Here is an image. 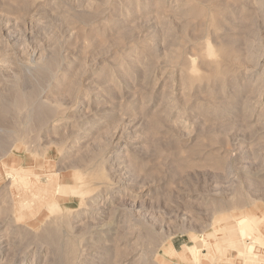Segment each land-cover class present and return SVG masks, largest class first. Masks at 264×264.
Wrapping results in <instances>:
<instances>
[{
  "label": "rangeland",
  "instance_id": "rangeland-1",
  "mask_svg": "<svg viewBox=\"0 0 264 264\" xmlns=\"http://www.w3.org/2000/svg\"><path fill=\"white\" fill-rule=\"evenodd\" d=\"M239 217L264 0H0V264H264Z\"/></svg>",
  "mask_w": 264,
  "mask_h": 264
},
{
  "label": "bare ground",
  "instance_id": "bare-ground-1",
  "mask_svg": "<svg viewBox=\"0 0 264 264\" xmlns=\"http://www.w3.org/2000/svg\"><path fill=\"white\" fill-rule=\"evenodd\" d=\"M12 169H9V170H11V172L8 171L9 172L8 175H10V176H13ZM5 172H7V171H5ZM14 172H17V171H14ZM13 178H14V176H13ZM13 180H16V178H14ZM60 190H63V187L62 186L60 187ZM263 220H264V217H257L254 220H248V219H244L243 217H239V219H238V230H240V232L242 233V235H246V232L247 231L250 232V231L253 230V227H252L251 224L256 223V225H258V227H260V225H262V221ZM260 228H263V227H260ZM262 242H263L262 240H258V241L253 240L249 244L248 243L245 244V242H240L237 245L241 246L243 250H246V248L247 249H249V248L250 249L259 248V247L261 248L263 246L262 245ZM171 247H172V252H175L176 251L175 247L173 245H171ZM144 259L145 258H143V260Z\"/></svg>",
  "mask_w": 264,
  "mask_h": 264
}]
</instances>
